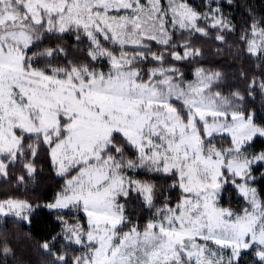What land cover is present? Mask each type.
Returning <instances> with one entry per match:
<instances>
[{
  "label": "snow or ice",
  "instance_id": "snow-or-ice-1",
  "mask_svg": "<svg viewBox=\"0 0 264 264\" xmlns=\"http://www.w3.org/2000/svg\"><path fill=\"white\" fill-rule=\"evenodd\" d=\"M231 5L0 0V178L27 188L43 156L61 181L47 199L5 192L0 215L70 214L43 264H264V111L248 103L264 9L239 25L261 69L233 73L242 86L198 43H228Z\"/></svg>",
  "mask_w": 264,
  "mask_h": 264
},
{
  "label": "trees",
  "instance_id": "trees-1",
  "mask_svg": "<svg viewBox=\"0 0 264 264\" xmlns=\"http://www.w3.org/2000/svg\"><path fill=\"white\" fill-rule=\"evenodd\" d=\"M195 2L199 3L200 0H195ZM246 4H253L258 10L264 9V0H232V5L226 6L225 11L234 14L238 29L235 34L229 35L227 44L212 40L198 41L205 49L203 61L209 66L223 68L225 72L229 73L228 83L237 86H242V82L236 76H233V73H238L240 69H243L250 76L256 75L258 77L261 71L256 67L257 61L236 52V48L241 47L235 42L239 36V25L246 17ZM232 45L234 46L230 51L229 46ZM217 49H221V51L217 53ZM248 103L255 106L258 112L264 111V108L261 107L264 104V98L261 97L259 92L255 94V99H249ZM38 163L43 164V170L37 173L34 181L29 182L27 188H16L15 181L6 183L1 179L0 198L3 197L5 192H14L18 195L32 197L40 196L44 199L50 198L61 181L50 170L49 163L44 161L43 156H41ZM239 203V200H233L234 206ZM136 211H139L138 207ZM57 215H65L66 218L70 216L67 212L49 214V210L44 209L35 214L33 223L29 226L22 221H18L14 216L5 217L0 215V240L7 238V242L13 250V252L5 255L2 247H0V264H43L45 260L50 259L41 250H38L37 246L42 243L41 238L50 232L53 227H58V225L53 224V220Z\"/></svg>",
  "mask_w": 264,
  "mask_h": 264
},
{
  "label": "rangeland",
  "instance_id": "rangeland-1",
  "mask_svg": "<svg viewBox=\"0 0 264 264\" xmlns=\"http://www.w3.org/2000/svg\"><path fill=\"white\" fill-rule=\"evenodd\" d=\"M1 179H3V178H0V180H1ZM1 216H2V215H1ZM9 216H12V215H9ZM69 217H70V216H69ZM69 217H67V218H69Z\"/></svg>",
  "mask_w": 264,
  "mask_h": 264
}]
</instances>
